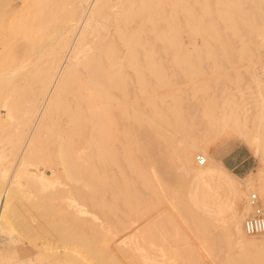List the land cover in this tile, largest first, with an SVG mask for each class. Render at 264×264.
I'll return each mask as SVG.
<instances>
[{
  "label": "rangeland",
  "instance_id": "obj_1",
  "mask_svg": "<svg viewBox=\"0 0 264 264\" xmlns=\"http://www.w3.org/2000/svg\"><path fill=\"white\" fill-rule=\"evenodd\" d=\"M11 1L10 9L15 10L16 0ZM92 1L95 0L80 3L69 0L68 9L82 5V17L86 18ZM257 6L252 1L242 0L241 9L244 13H252ZM109 12L115 13L117 8ZM183 14L181 8L167 3L163 5L158 24L170 33L173 17L181 26L185 24ZM197 14L203 17L201 11ZM83 21L78 23L74 43ZM106 30L114 35L111 24L106 25ZM188 32L179 31L178 47L116 52V61L109 66L117 68L129 83L126 96L118 92H112L111 96L117 105V109L112 110L120 121L119 127L126 126L122 125L123 111L138 113L144 124L149 156L157 167L147 171L152 190H144L140 203L128 207L123 203L127 199L123 200L120 195L109 197L116 203L109 217L103 210L76 203L86 212L83 217L91 215L93 225L105 229L108 252L115 251L118 255L113 257L129 261L128 264H228L245 251L234 238L232 218L243 228V221L251 212L247 202L252 194L264 208V89L253 77H264V35L245 39L249 42L245 58L237 50L217 48L215 44L219 40L209 39L210 47L206 48L202 45L204 36ZM70 53L64 56L59 73L66 66ZM52 90L40 100L36 112L31 115L13 164L10 163L15 152L13 146L25 129L21 127L24 112L7 116L6 108L0 107V186L9 190L6 219L0 222L4 264H55L47 249L55 246V242L44 238V208H54L47 198L51 191L65 190L72 183L59 159L44 151V145H36L33 141ZM248 139L256 142L258 152L248 144ZM123 141L125 139L120 138L117 143L119 150ZM235 148H239L236 152L246 150L243 156H251L247 172L238 173L221 163ZM183 151L197 169H202L206 163L199 166L196 156L206 155L216 172L215 178L200 180L189 172L184 165ZM51 168H56V173H48L45 179L49 182L44 183V170ZM120 176L119 185L124 179L135 183L133 175ZM236 192L240 194V201L235 200ZM244 237L249 242H264V234L247 236L244 233ZM100 245L95 242L97 249ZM57 251L63 254L62 249Z\"/></svg>",
  "mask_w": 264,
  "mask_h": 264
},
{
  "label": "bare ground",
  "instance_id": "obj_2",
  "mask_svg": "<svg viewBox=\"0 0 264 264\" xmlns=\"http://www.w3.org/2000/svg\"><path fill=\"white\" fill-rule=\"evenodd\" d=\"M68 1L16 0L17 8L11 10V0H0V107L6 108L7 116L24 112L21 127L25 128L19 141L15 140L10 163L13 164L22 145L31 115L53 88L33 141L36 145H44V151L59 159L72 185L47 195L48 201L54 204V208H44V238L55 242V246L47 248L50 260L55 264H128L129 261L114 258L113 255H118L115 251L109 249L108 252L105 229L93 225L91 215L83 217L86 212L76 203L103 210L109 217L116 208V203L109 197L120 195L123 200L127 199L123 202L125 206H133L140 203L143 191L152 187L147 171L156 165L149 156L150 148L139 114L123 111L122 125L126 126L119 127L120 121L112 110L117 109L111 98L112 92L123 97L129 93L126 77L117 68L109 67L116 61V52L178 47L177 34L184 30L204 36L202 45L206 48L210 47L209 39L219 40L215 44L217 48L237 50L246 58L249 42L245 39L264 35V0H249L258 5L252 13L242 11V0H95L89 5L90 11L85 9L89 11L86 18L82 17V5L68 9ZM166 2L181 8L185 15L183 26L177 18L171 19L170 33L158 24ZM115 7L117 12L110 13L109 10ZM198 11L203 14L202 18L198 17ZM82 19L83 28L74 43V33ZM109 24L114 28V35L107 33L106 25ZM70 51L66 66L59 73L61 62ZM253 77L264 89V77ZM120 138L125 142L119 150ZM247 142L258 152L255 141L248 139ZM182 158L189 172L200 180L215 178L216 172L206 155L201 157L206 163L202 169L192 166L184 151ZM56 170H44V183L49 182L45 176L48 173L54 175ZM119 174L133 175L135 183L124 179L119 185ZM235 194V200L240 201L239 192ZM7 203L9 190L2 185L0 222L6 219ZM247 208L250 210L248 202ZM237 222L232 218L231 228L245 251L228 264H264V242L247 241ZM96 241L101 244L98 249ZM58 248L63 254H59ZM3 259L0 250V264H4Z\"/></svg>",
  "mask_w": 264,
  "mask_h": 264
},
{
  "label": "built area",
  "instance_id": "obj_3",
  "mask_svg": "<svg viewBox=\"0 0 264 264\" xmlns=\"http://www.w3.org/2000/svg\"><path fill=\"white\" fill-rule=\"evenodd\" d=\"M195 160L199 166L205 163L204 159L199 156ZM248 205L251 212L243 221L244 232L250 236L264 234V208L255 194L249 196Z\"/></svg>",
  "mask_w": 264,
  "mask_h": 264
},
{
  "label": "crops",
  "instance_id": "obj_4",
  "mask_svg": "<svg viewBox=\"0 0 264 264\" xmlns=\"http://www.w3.org/2000/svg\"><path fill=\"white\" fill-rule=\"evenodd\" d=\"M237 149L239 148H235L231 150L230 152H228L222 158L221 163L224 166H227L230 170L237 171L238 173L247 172L250 169L249 162H250L251 156L249 154H246L245 156H243L242 154L246 150H241L243 152H236Z\"/></svg>",
  "mask_w": 264,
  "mask_h": 264
}]
</instances>
